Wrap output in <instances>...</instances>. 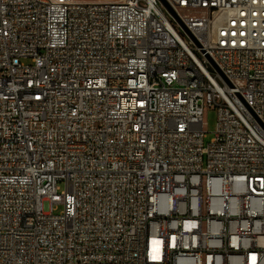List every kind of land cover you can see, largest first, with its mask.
I'll list each match as a JSON object with an SVG mask.
<instances>
[{
    "label": "built area",
    "instance_id": "obj_1",
    "mask_svg": "<svg viewBox=\"0 0 264 264\" xmlns=\"http://www.w3.org/2000/svg\"><path fill=\"white\" fill-rule=\"evenodd\" d=\"M0 264H264V0H0Z\"/></svg>",
    "mask_w": 264,
    "mask_h": 264
},
{
    "label": "rangeland",
    "instance_id": "obj_2",
    "mask_svg": "<svg viewBox=\"0 0 264 264\" xmlns=\"http://www.w3.org/2000/svg\"><path fill=\"white\" fill-rule=\"evenodd\" d=\"M29 62V60H26ZM217 110L215 108L208 107L205 110V123L204 128L207 131V135L205 137V143H208L212 140V138L215 136V130L217 128ZM65 189V185L61 184V190ZM63 209V205L59 204L57 205L56 212H60Z\"/></svg>",
    "mask_w": 264,
    "mask_h": 264
}]
</instances>
